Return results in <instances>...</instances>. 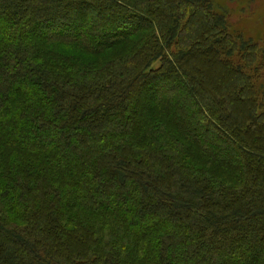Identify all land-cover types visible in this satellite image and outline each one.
<instances>
[{
	"label": "trees",
	"instance_id": "obj_1",
	"mask_svg": "<svg viewBox=\"0 0 264 264\" xmlns=\"http://www.w3.org/2000/svg\"><path fill=\"white\" fill-rule=\"evenodd\" d=\"M263 75L212 0H0V264H264Z\"/></svg>",
	"mask_w": 264,
	"mask_h": 264
},
{
	"label": "rangeland",
	"instance_id": "obj_2",
	"mask_svg": "<svg viewBox=\"0 0 264 264\" xmlns=\"http://www.w3.org/2000/svg\"><path fill=\"white\" fill-rule=\"evenodd\" d=\"M212 1L229 14L233 29L264 48V0ZM262 83L264 84V75Z\"/></svg>",
	"mask_w": 264,
	"mask_h": 264
}]
</instances>
